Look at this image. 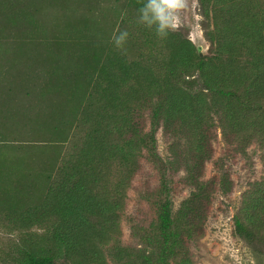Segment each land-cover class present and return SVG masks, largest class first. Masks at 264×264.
Instances as JSON below:
<instances>
[{"label":"trees","instance_id":"trees-1","mask_svg":"<svg viewBox=\"0 0 264 264\" xmlns=\"http://www.w3.org/2000/svg\"><path fill=\"white\" fill-rule=\"evenodd\" d=\"M115 1L105 10L110 20L106 26L85 13L49 38V28L38 21L44 0H0V97L16 100L13 95L28 85L27 93L36 97L5 107V115H13L7 119L16 120L11 126L28 129L40 119L45 128L52 110L37 112L38 119L31 122L34 109L53 105L55 96L65 91L75 103L79 126L95 122L85 141L78 135L69 140L61 168L70 172L52 170L38 181L42 192L47 187L45 198L36 205L34 217L21 224L30 229L37 224L45 233L23 232L27 241L12 264H106L103 250L112 240L117 264H192L178 254L195 227L190 213L200 192L174 209L170 187L161 184L156 220L147 228H134L144 248L123 246L118 240L125 183L109 178L106 147L118 149V179L128 181L146 155L135 147L146 146L149 157H160L159 123L186 137L183 151L191 175L211 158L209 134L217 126L232 135L236 150L256 143L264 163V0H200L205 16L212 17L207 36L216 50L211 55H202L181 31L162 29L155 13L149 11L144 19L141 9L150 0H125L124 6ZM122 32L128 36L118 48L114 37ZM70 54L79 60L70 61ZM194 75L199 90L196 84L183 85ZM61 106L65 103H57ZM144 108L151 114L150 131L140 123ZM117 136L119 144L113 143ZM53 175H60L56 182H51ZM103 178L108 182L98 183ZM228 178L223 175L222 181ZM47 198L52 204L46 207ZM235 226L255 252H264V177L244 193Z\"/></svg>","mask_w":264,"mask_h":264},{"label":"rangeland","instance_id":"rangeland-1","mask_svg":"<svg viewBox=\"0 0 264 264\" xmlns=\"http://www.w3.org/2000/svg\"><path fill=\"white\" fill-rule=\"evenodd\" d=\"M115 2V0H44L38 21L43 28H49V38L56 32L68 29L72 19L82 17L85 13L91 21L106 26L110 20L105 18V10L114 6ZM185 2L186 7L175 13L180 18L175 30L186 34L190 41L201 49L202 55H211L216 50L207 36V31L213 29L212 17L205 16L200 0ZM117 5L124 6L127 3L125 0H119ZM166 15L172 16L173 13L166 12ZM68 59L79 60L71 54ZM197 76H187L183 85L186 87L196 84L195 88L199 90L197 80L194 82ZM29 88L28 85L25 90L14 94L13 98L18 97L16 100L7 101V95L0 97V103L4 104L0 107V264H12L16 261L19 256L18 248L24 246L27 241L23 232L45 233L37 224L31 229L21 224L28 216L34 217L36 205H40L39 202L45 198L43 193L47 191V187H44L42 192L38 181L42 183L44 176L49 172L58 170H63L65 174L70 172L61 168L62 158L72 143L71 140L69 144V140L73 139V135H78L85 141L88 127L95 125L94 121H88L89 123L83 121V126H79L80 118H76L75 103H71L72 97L65 91L55 96L53 105L46 102L47 104L37 105L38 108L34 109L33 114L36 118L31 122L38 119L37 112L41 114L46 110H52L48 114L51 120L45 128H41L43 120L40 119H38L40 124H34L28 129L13 128L11 124L16 120L7 119L12 114L5 115V107L9 109L20 101L22 104L36 101L35 93H27ZM47 101L49 102V99ZM61 102H64L65 106L58 108L57 103L60 105ZM51 106L54 107L50 108ZM63 115L67 116V119L64 120ZM140 120L141 126L144 125V131H150L151 114L148 109L140 111ZM111 122L110 124L114 125L117 121ZM172 130V128L165 130L160 123L157 126V149L160 157H149L150 150L146 146L135 147L146 155L139 158V168L128 181L118 179L119 161L116 160L120 154L118 149L106 147L105 155L108 157L110 168L108 177L117 181L116 183H125L123 189L125 198L119 223L120 244L142 247L134 228L135 226L147 228L156 220L158 193L161 184L167 183L174 209L193 192H200L195 210L190 213L194 215L196 224L191 235L181 244L182 252L180 251L179 256L187 258L192 264H264V252H255L247 240L236 234L235 226V216L242 206L244 193L255 181L264 177L262 151L256 143L245 145L244 151L236 150L237 143L232 135L224 134L220 126L214 127L212 135L209 134L212 156L205 162L204 167L195 169V173L191 175L183 151L186 137L181 135V132L175 133ZM80 138H77L76 142H79ZM113 143H120L118 136ZM159 158L163 159V165ZM223 175L229 177L225 183L222 181ZM59 177L60 175H53L51 182H56ZM164 177L167 181H164ZM106 182L108 181L104 178L98 181ZM111 189L112 185L108 191ZM160 198H165V195ZM51 204V200L45 199L46 207ZM44 225L41 227H46V224ZM115 244L116 240H112L103 250L106 264H117L119 258L115 254L117 250Z\"/></svg>","mask_w":264,"mask_h":264},{"label":"clouds","instance_id":"clouds-1","mask_svg":"<svg viewBox=\"0 0 264 264\" xmlns=\"http://www.w3.org/2000/svg\"><path fill=\"white\" fill-rule=\"evenodd\" d=\"M185 7V0H150L141 9V12L144 13V19H147L149 11L155 13V18L161 22L162 29L168 27L170 30H175L180 21L179 16L175 15V13ZM166 12H172L173 15L168 16ZM127 36V32H122L119 36L114 37L115 44L118 48L123 46Z\"/></svg>","mask_w":264,"mask_h":264}]
</instances>
